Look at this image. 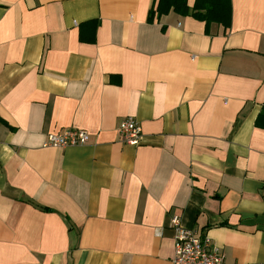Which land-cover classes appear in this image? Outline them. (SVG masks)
I'll return each instance as SVG.
<instances>
[{
    "label": "crops",
    "instance_id": "obj_1",
    "mask_svg": "<svg viewBox=\"0 0 264 264\" xmlns=\"http://www.w3.org/2000/svg\"><path fill=\"white\" fill-rule=\"evenodd\" d=\"M154 1L0 0V264H171L173 215L264 264V0Z\"/></svg>",
    "mask_w": 264,
    "mask_h": 264
},
{
    "label": "built area",
    "instance_id": "obj_2",
    "mask_svg": "<svg viewBox=\"0 0 264 264\" xmlns=\"http://www.w3.org/2000/svg\"><path fill=\"white\" fill-rule=\"evenodd\" d=\"M118 132L123 141L128 144H138L141 129L132 116L122 119ZM89 141V134L83 129H63L47 134L44 146L65 147L82 145ZM174 231V253L171 264H224L220 249L202 231L181 224L180 218L173 215L170 218Z\"/></svg>",
    "mask_w": 264,
    "mask_h": 264
},
{
    "label": "trees",
    "instance_id": "obj_3",
    "mask_svg": "<svg viewBox=\"0 0 264 264\" xmlns=\"http://www.w3.org/2000/svg\"><path fill=\"white\" fill-rule=\"evenodd\" d=\"M170 11L180 15H190L204 21L206 26L211 22L227 23L223 20L226 21L230 14L228 1L196 0L195 4L189 7L186 0H155L148 11V21H151L154 16L159 17ZM256 122L264 124V102Z\"/></svg>",
    "mask_w": 264,
    "mask_h": 264
}]
</instances>
